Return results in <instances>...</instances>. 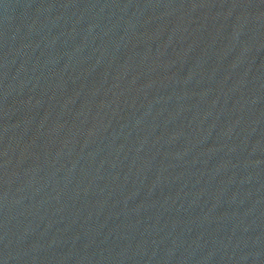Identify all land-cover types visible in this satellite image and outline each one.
Masks as SVG:
<instances>
[{"label":"water","instance_id":"95a60500","mask_svg":"<svg viewBox=\"0 0 264 264\" xmlns=\"http://www.w3.org/2000/svg\"><path fill=\"white\" fill-rule=\"evenodd\" d=\"M0 264H264V0H0Z\"/></svg>","mask_w":264,"mask_h":264}]
</instances>
